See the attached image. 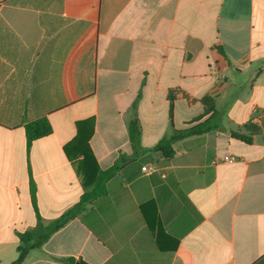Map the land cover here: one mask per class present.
<instances>
[{
	"label": "crops",
	"instance_id": "crops-1",
	"mask_svg": "<svg viewBox=\"0 0 264 264\" xmlns=\"http://www.w3.org/2000/svg\"><path fill=\"white\" fill-rule=\"evenodd\" d=\"M117 162L25 264H264V0H0V264Z\"/></svg>",
	"mask_w": 264,
	"mask_h": 264
},
{
	"label": "trees",
	"instance_id": "trees-1",
	"mask_svg": "<svg viewBox=\"0 0 264 264\" xmlns=\"http://www.w3.org/2000/svg\"><path fill=\"white\" fill-rule=\"evenodd\" d=\"M182 97L186 100L188 98L183 95L181 92H170L168 95L169 100L172 102L176 96ZM208 99H203L202 103L206 105ZM210 112V111H209ZM206 110V113L194 121L190 122V127L188 129L182 131H174L173 134L167 138L160 141L157 146L155 147V151L159 152L164 160H169L172 158L173 152L171 149V145L178 139L188 136L193 133L200 132L203 127L208 125V122L211 117L207 118L201 125H194L202 120L204 117L207 116L209 113ZM25 136H26V144L29 148L30 144L41 137L47 136L51 133V128L49 123L46 119H37L34 121L27 122L24 125ZM129 139L131 142L132 147H135L138 143L139 139V127L136 120L130 122L128 127ZM233 138H236L244 143L250 142V137L240 136L237 134H232ZM89 152V151H88ZM119 170V163H115L112 167L104 170L98 171L97 177L95 179L94 186L91 191L85 192L79 202L65 212L61 217L57 220L52 221L49 225L44 226L42 223L37 219L36 226L28 230L24 233L18 234L19 244L17 246V258L15 261L9 264H25L26 257L28 253L32 250H37L42 247V245L48 240V238L62 228L67 222L76 218L78 214L85 208L86 204L90 203L91 201L95 200L98 197H101L105 194V183ZM30 193L32 197V202L34 203V187L31 186ZM58 261L64 264H73V260L70 258L67 259H58Z\"/></svg>",
	"mask_w": 264,
	"mask_h": 264
},
{
	"label": "built area",
	"instance_id": "built-area-1",
	"mask_svg": "<svg viewBox=\"0 0 264 264\" xmlns=\"http://www.w3.org/2000/svg\"><path fill=\"white\" fill-rule=\"evenodd\" d=\"M224 160L227 161V162H233L234 158L229 157V158H225ZM143 170H145V168H143Z\"/></svg>",
	"mask_w": 264,
	"mask_h": 264
},
{
	"label": "water",
	"instance_id": "water-1",
	"mask_svg": "<svg viewBox=\"0 0 264 264\" xmlns=\"http://www.w3.org/2000/svg\"><path fill=\"white\" fill-rule=\"evenodd\" d=\"M77 264H80V263H77Z\"/></svg>",
	"mask_w": 264,
	"mask_h": 264
}]
</instances>
